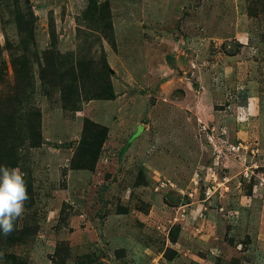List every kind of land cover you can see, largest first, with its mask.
Wrapping results in <instances>:
<instances>
[{
    "label": "rangeland",
    "instance_id": "rangeland-1",
    "mask_svg": "<svg viewBox=\"0 0 264 264\" xmlns=\"http://www.w3.org/2000/svg\"><path fill=\"white\" fill-rule=\"evenodd\" d=\"M7 120L0 264H264V0H0Z\"/></svg>",
    "mask_w": 264,
    "mask_h": 264
},
{
    "label": "clouds",
    "instance_id": "clouds-1",
    "mask_svg": "<svg viewBox=\"0 0 264 264\" xmlns=\"http://www.w3.org/2000/svg\"><path fill=\"white\" fill-rule=\"evenodd\" d=\"M24 174L19 168L0 165V233L8 236L16 230V221L25 213L28 201Z\"/></svg>",
    "mask_w": 264,
    "mask_h": 264
},
{
    "label": "trees",
    "instance_id": "trees-1",
    "mask_svg": "<svg viewBox=\"0 0 264 264\" xmlns=\"http://www.w3.org/2000/svg\"><path fill=\"white\" fill-rule=\"evenodd\" d=\"M38 121L39 116L34 117L31 121L27 122V132L30 139L37 138L38 140L41 137V132L38 127ZM15 129H16V123L15 120H7L4 130H0V163L1 161H6V158H13L14 157V145H15ZM104 133H102V136L105 134V128L103 129ZM39 142V141H38ZM38 142H33V146H37ZM31 186H27L28 194L30 195Z\"/></svg>",
    "mask_w": 264,
    "mask_h": 264
},
{
    "label": "crops",
    "instance_id": "crops-1",
    "mask_svg": "<svg viewBox=\"0 0 264 264\" xmlns=\"http://www.w3.org/2000/svg\"><path fill=\"white\" fill-rule=\"evenodd\" d=\"M252 94V93H251ZM253 99L255 98L253 95H252Z\"/></svg>",
    "mask_w": 264,
    "mask_h": 264
}]
</instances>
